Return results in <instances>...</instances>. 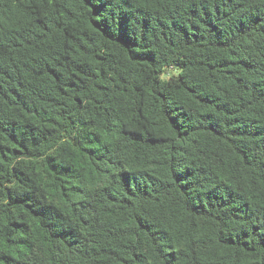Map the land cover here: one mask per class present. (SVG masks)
<instances>
[{
    "label": "trees",
    "instance_id": "obj_1",
    "mask_svg": "<svg viewBox=\"0 0 264 264\" xmlns=\"http://www.w3.org/2000/svg\"><path fill=\"white\" fill-rule=\"evenodd\" d=\"M0 264H264V0H0Z\"/></svg>",
    "mask_w": 264,
    "mask_h": 264
}]
</instances>
